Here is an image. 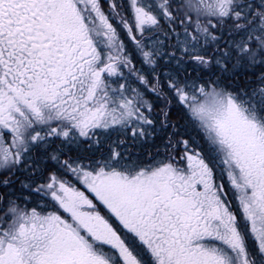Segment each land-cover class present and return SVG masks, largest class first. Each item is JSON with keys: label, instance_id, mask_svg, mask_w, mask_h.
Listing matches in <instances>:
<instances>
[{"label": "snow or ice", "instance_id": "6c2138e0", "mask_svg": "<svg viewBox=\"0 0 264 264\" xmlns=\"http://www.w3.org/2000/svg\"><path fill=\"white\" fill-rule=\"evenodd\" d=\"M0 264H264V0H0Z\"/></svg>", "mask_w": 264, "mask_h": 264}]
</instances>
